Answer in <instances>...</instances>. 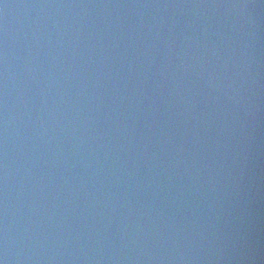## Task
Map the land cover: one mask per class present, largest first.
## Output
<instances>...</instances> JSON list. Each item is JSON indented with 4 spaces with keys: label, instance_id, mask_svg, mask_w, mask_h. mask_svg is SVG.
<instances>
[{
    "label": "water",
    "instance_id": "water-1",
    "mask_svg": "<svg viewBox=\"0 0 264 264\" xmlns=\"http://www.w3.org/2000/svg\"><path fill=\"white\" fill-rule=\"evenodd\" d=\"M0 264H264V0H0Z\"/></svg>",
    "mask_w": 264,
    "mask_h": 264
}]
</instances>
